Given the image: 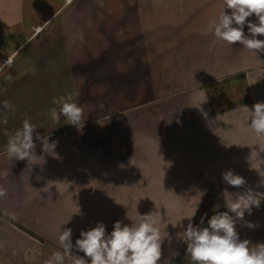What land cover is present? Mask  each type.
Instances as JSON below:
<instances>
[{"label": "crops", "instance_id": "obj_1", "mask_svg": "<svg viewBox=\"0 0 264 264\" xmlns=\"http://www.w3.org/2000/svg\"><path fill=\"white\" fill-rule=\"evenodd\" d=\"M192 4L0 0V120L8 117L0 122V261L31 264L33 248L61 249L64 228L73 230L75 244L97 222L110 233L117 220L130 225L152 213L166 238L158 264H192L178 233L194 208L193 225L207 214V226L227 211L225 191L264 194L262 142L245 109L264 102V53H240L246 50L238 42L228 51L217 40L210 49L195 45L192 12L202 14L204 5ZM248 19L256 22L255 15ZM177 43L187 47L178 52ZM188 65L191 73L175 77V68ZM233 78L243 85L232 86L229 103L224 95L211 100L208 88ZM69 96L84 110L79 126L68 124L54 102ZM6 100L12 110L3 108ZM24 118L57 142L50 155L35 141L42 165L5 155ZM227 170L245 185H227ZM244 221L257 227L238 223L240 238L264 242V200Z\"/></svg>", "mask_w": 264, "mask_h": 264}, {"label": "clouds", "instance_id": "obj_2", "mask_svg": "<svg viewBox=\"0 0 264 264\" xmlns=\"http://www.w3.org/2000/svg\"><path fill=\"white\" fill-rule=\"evenodd\" d=\"M253 15L256 22L248 19ZM246 24L247 35L244 31ZM208 30L218 42L229 46L238 42L256 55L264 53V40L257 38L264 36V0H223V9L210 20ZM5 63L10 64L11 60H6ZM54 102L61 105L59 115L65 117L68 124L80 125L84 110L71 96L67 99L61 97ZM206 102L207 96L200 102L199 107ZM3 108L12 110V105L6 100ZM245 109L248 113L247 126L262 142L259 151L264 152V102L253 104L251 109L245 106ZM52 111L53 116L58 119L56 110ZM204 115L207 116L206 113ZM0 122L7 124V115ZM36 130L31 120L24 118L21 128L8 137L5 155L9 159L27 161V166L42 165L37 163L40 158L44 160V157L37 156L35 141L41 143L43 153L55 155L57 142L49 143V138L40 135ZM257 154L259 158V153ZM222 177L227 185L233 187L239 188L246 183L242 176L232 170L223 172ZM261 185L264 186V180ZM224 193L228 196L225 201L227 211L213 214L208 218L207 226H201L207 214L201 217L199 225H193L192 218L197 213V207L187 218L189 222L186 228L179 223L183 231L178 236L187 245L186 254L190 256L192 264H264V242L253 244L248 239L242 240L236 230V225L240 222H244L248 228L257 227L256 224L244 221V217L245 213L251 215L254 207H260L264 199L259 197L264 194L254 192L251 188L243 192ZM4 195L5 189L0 187V197ZM79 212L80 209L76 214ZM72 236L71 228L61 230L58 236L61 251L53 252L45 264H66V261L69 264H158L166 239L152 213L138 214L137 220L130 225L117 220L110 233L103 222H97L95 227L82 229L75 244ZM73 250L84 255H74ZM176 254L178 253H173Z\"/></svg>", "mask_w": 264, "mask_h": 264}, {"label": "rangeland", "instance_id": "obj_3", "mask_svg": "<svg viewBox=\"0 0 264 264\" xmlns=\"http://www.w3.org/2000/svg\"><path fill=\"white\" fill-rule=\"evenodd\" d=\"M191 1L193 3L192 6H194L193 10H195L196 8H199L202 4L204 5L202 14H200L197 11L192 12L193 25H194V23H195V25H197V26H195L196 30H193V33L196 34V35L194 34V37H193V39L195 40L194 43H195V45L206 46V47L208 46L210 49V47L213 45V43L216 42V38L208 30V26L207 27H201V26H204L205 22H207V25H209L210 20L214 19L219 14V12L223 9V0H191ZM226 11L230 12V10H228V9H226ZM1 17L5 20L8 17V14H6V13L1 14ZM245 29H247V24L245 26ZM178 31L180 32L183 30L181 29ZM245 34L246 35L248 34V30H246ZM162 36H164V35H162ZM195 36L201 37V39H199V38L196 39ZM223 44H224V50H226V51L231 50L230 47H226L227 44H225V43H223ZM217 45H220V43H218ZM186 47L187 46L182 44V43L176 44V50L178 52L183 51L182 49L186 48ZM221 47H223V46H221ZM240 47H241V49H245V48H243V45H241V44H240ZM245 50L246 51H243L240 53H249L250 52L247 49H245ZM228 53L231 54V51ZM191 67L192 66L188 65L187 68L184 70V72L180 71V69L177 67L174 69L173 74L175 75V77H179L181 75L187 76L189 73H191V71L193 69ZM241 84L243 85L242 82H239L237 79H234V78L230 79L229 82L215 83L213 86H210L208 88L211 100L216 101V98H218V95H224L225 96L224 97V101H225L224 103H229L230 96H233L231 93V91L233 90L232 86H239ZM221 92H222V94H221ZM208 205H209V203L207 204V206ZM193 207H192V209H193ZM202 207H203V210L209 211V209L207 207H205V206H202ZM56 251H61V249H58L55 246H51V245L47 246V251H43V250L33 248V252L31 254V264H45V261L52 255L53 252H56ZM2 263H3V261H0V264H2ZM8 263L9 262H4L3 264H8ZM66 264H69V262L66 261Z\"/></svg>", "mask_w": 264, "mask_h": 264}, {"label": "built area", "instance_id": "obj_4", "mask_svg": "<svg viewBox=\"0 0 264 264\" xmlns=\"http://www.w3.org/2000/svg\"><path fill=\"white\" fill-rule=\"evenodd\" d=\"M38 30V29H37Z\"/></svg>", "mask_w": 264, "mask_h": 264}]
</instances>
